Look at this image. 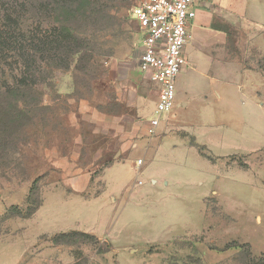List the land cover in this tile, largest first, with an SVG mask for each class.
I'll return each mask as SVG.
<instances>
[{
    "label": "rangeland",
    "instance_id": "obj_1",
    "mask_svg": "<svg viewBox=\"0 0 264 264\" xmlns=\"http://www.w3.org/2000/svg\"><path fill=\"white\" fill-rule=\"evenodd\" d=\"M67 1L0 0V88L29 77L40 102L31 120L9 123L0 141V264H264V86L263 98L252 97L246 75L232 72L219 100L216 69L202 52L189 51V66L178 74L172 117L164 113L153 135L142 134L150 142L138 156L142 165L132 167L129 156L105 171L107 185L127 198L116 208L112 236H36L62 218L100 221L108 209L93 199L63 204L47 188L61 181L56 159L72 154L78 140L84 146L69 156V169L89 171L92 190L103 187L113 157L92 160L104 139L87 129L89 109L118 112L121 87L137 89L148 123L157 99L137 68L133 0H73L74 15L58 7ZM220 25L228 29V57L264 76V38ZM1 94L0 107L12 99Z\"/></svg>",
    "mask_w": 264,
    "mask_h": 264
},
{
    "label": "crops",
    "instance_id": "obj_2",
    "mask_svg": "<svg viewBox=\"0 0 264 264\" xmlns=\"http://www.w3.org/2000/svg\"><path fill=\"white\" fill-rule=\"evenodd\" d=\"M262 2L263 0H194L196 16L190 24L192 39L185 46L188 66L189 51L191 53L202 52L201 56L207 62L208 67H215L216 69L214 74L220 84L219 87H214V91L219 100L223 97V92L220 89L221 84L224 81L230 82L229 76L232 72L241 76L246 75L247 89H249L252 97L263 98L264 76L260 71L242 67L239 60L228 57V29L220 25V23H224L239 26L251 35V39L257 36L263 39L264 30H261V28H264V4ZM254 25L259 30H256L253 27ZM259 43L261 46H258V48L263 50L264 53V45L260 40ZM254 44H258L255 39ZM190 65L193 66L192 64ZM185 70L183 69V71ZM128 75V73L125 74V79L129 78ZM144 76L146 77V75ZM176 79L177 85H180V82H178V80L180 81V76ZM236 86L240 91L242 90L240 84ZM121 90L123 95L113 100L115 104L117 103L120 106L118 112L111 110L109 107H104L103 110H100L96 106L93 109H89L88 112L87 129L94 137L104 139L102 145H95L92 160H102L105 155H112L113 157L112 163L103 170V187L99 191L96 188L92 190L89 171H82L77 168L69 169V156L73 159L74 155L80 153L81 148L84 146V142L81 140L74 144L75 149L72 150V154L60 155L61 157L56 159L57 167L61 171V181L59 184L47 187L50 190L58 191L57 193L60 195L61 203L63 204L64 202H68L67 204H71L73 201L79 202V199L85 201L93 199L99 201L108 209L103 210L104 213L98 212L101 215L100 221L96 220L94 216L92 220L84 218L82 221L74 216L71 219L62 218L60 224L55 225L56 229H51V226L49 229L38 231L36 236H57L61 233L73 231L83 232L92 236H112L113 226L119 215L116 212V208L121 201L124 203V199L127 200V198L118 197L121 193H114V190L107 185L104 180L105 171L124 161L129 156H131L132 167L137 168L139 165L136 164V159L140 156V152H145L150 147V142H147L146 137L144 139L141 138L146 130L147 121L143 117V109L140 107V96L137 89H135L136 93L133 90H129L128 93L125 87H121ZM257 104L263 105V103ZM177 106L183 108L186 103H180ZM170 114L172 117V111L167 113L166 121H169L168 117ZM151 183L154 184L155 179H152ZM132 188L131 186V189L127 190V192L131 193ZM125 189L126 187L123 188V193ZM43 202L42 199L40 206L29 216L28 220L33 218L43 207ZM113 205L116 207L112 210ZM22 227L24 228V226Z\"/></svg>",
    "mask_w": 264,
    "mask_h": 264
},
{
    "label": "built area",
    "instance_id": "obj_3",
    "mask_svg": "<svg viewBox=\"0 0 264 264\" xmlns=\"http://www.w3.org/2000/svg\"><path fill=\"white\" fill-rule=\"evenodd\" d=\"M130 16L140 35L137 68L156 87V104L145 130L153 135L162 115L174 107L175 82L188 63L185 46L192 39L196 9L194 0H133ZM141 163L137 158L136 164Z\"/></svg>",
    "mask_w": 264,
    "mask_h": 264
},
{
    "label": "trees",
    "instance_id": "obj_4",
    "mask_svg": "<svg viewBox=\"0 0 264 264\" xmlns=\"http://www.w3.org/2000/svg\"><path fill=\"white\" fill-rule=\"evenodd\" d=\"M70 1L71 2L67 1L65 3L58 2L59 3L58 7L64 8V10H66L68 15L77 14V10L73 9V6H72L73 0H70ZM94 1H93L94 3L91 4L90 2H88V4H91V5L94 4L95 6L101 5L99 0H94ZM61 34L58 33V35H61ZM36 38H38L39 40L42 39V42H44L46 40V44H47L48 38L46 35L40 34ZM51 55H52V57L55 56L54 53L50 54V56ZM27 69L30 71L32 70L30 68V66L27 67ZM30 71H28L27 73L29 74ZM33 71L36 72V69L34 68ZM27 78H29V77L23 76L22 79H25V80H22L21 83L17 84L16 86H6L3 88H0L1 93H2L1 95L5 96L6 98H9V99L12 98L10 101L4 100L1 104V107H0V109H1V111H0V141L6 139V137H8V135H10V133H8L7 129H6V126H8L9 123H14V122L20 123L21 117H24L25 119L31 120L32 108H35V106L39 107V105H40V102L36 101L37 96L30 94V92L34 90V80L32 81V80L28 79V81H27ZM29 97H31L33 99V102H35V103L30 104V102H29L30 98ZM29 114H30V116H29ZM32 190L33 189H29V194L27 197L29 201H32V198H31ZM41 201L37 204V206L34 208L33 211L31 210V212L26 217H29L40 206ZM72 235H89V234H85L83 232L73 231V232H68V233H61L55 237H65V236H72ZM89 236H92V235H89ZM60 241L61 240L59 238H54V242H60Z\"/></svg>",
    "mask_w": 264,
    "mask_h": 264
}]
</instances>
